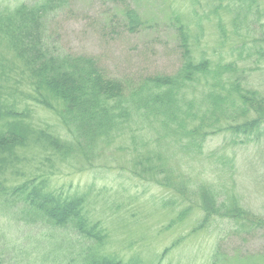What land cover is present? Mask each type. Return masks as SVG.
Instances as JSON below:
<instances>
[{
  "label": "trees",
  "instance_id": "1",
  "mask_svg": "<svg viewBox=\"0 0 264 264\" xmlns=\"http://www.w3.org/2000/svg\"><path fill=\"white\" fill-rule=\"evenodd\" d=\"M15 1L13 7L9 0L0 4V37L13 35L19 44L14 45L30 67L32 101L54 112L65 130L63 139L50 137L55 152L77 155L84 168L101 169L102 143L109 145L130 127L151 130L154 135L147 143L130 144L128 173L187 203L178 217L187 211L201 213L197 230L218 221L243 232L264 228V214L241 203L230 157L206 154L203 149L208 137L220 133L229 137V144L245 145L264 137V88L252 86L249 78V72L264 69V24L260 23L264 11L259 0H211L215 25L221 32L212 57L203 50L194 52L188 27L179 24L177 68L134 79L110 75L94 55L74 54L56 46L58 38L50 32L49 22L70 0ZM102 1L126 4V0ZM121 12L129 31L139 29L143 21L135 9L126 5ZM224 15L232 25L233 43L224 28ZM234 48L236 58L232 59ZM4 70L7 64L0 58L2 82L10 80ZM19 129L15 124L0 135V151L24 143L26 137ZM135 133H130V141L135 140ZM207 168L216 170L211 178L204 175ZM35 180L15 186L3 200V208H12L25 226L42 227L29 243L34 253L27 252L26 259L23 253L24 260L8 258L13 252L2 246L5 237L0 232V264H120L95 251L103 236L95 225H87L82 198L53 195L34 184ZM227 258L217 246L212 264H224ZM237 258L261 260L258 254H238Z\"/></svg>",
  "mask_w": 264,
  "mask_h": 264
},
{
  "label": "rangeland",
  "instance_id": "2",
  "mask_svg": "<svg viewBox=\"0 0 264 264\" xmlns=\"http://www.w3.org/2000/svg\"><path fill=\"white\" fill-rule=\"evenodd\" d=\"M5 2L0 0L3 6ZM259 3L264 11V0ZM9 4L13 7L16 1L9 0ZM126 5L135 9L143 21L135 32L129 31L125 24L121 7ZM211 7V0H126L123 5L102 0H70L53 15L49 29L58 38L56 46L60 49L94 55L110 75L134 79L171 73L177 68L179 24L188 27L194 52L203 50L212 57L221 32L215 25ZM224 17L226 34L233 43L232 25ZM260 19L264 24V12ZM14 44L18 43L13 35L0 37V58L6 61L4 71L10 78L0 81L3 85L0 135L16 124L26 137L22 145L0 151V185L4 190L0 193V232L5 237L1 239L2 246L13 252L8 258L17 256L24 260L23 253L28 258L27 252L35 250L29 243L42 231V227L25 226L22 220H17L12 208H3V200L15 186L35 178L34 184L43 191L59 194L61 198H82L87 225H95L103 236L95 251L120 264H212L217 246L228 256L229 261L224 264L264 263V228L243 232L231 223L218 221L197 230L201 213L187 211L178 217L187 203L176 200L172 192L159 185L128 173L130 144L147 143L153 131L130 127L127 134L113 137L110 146L102 143V157L98 159V164L104 167L101 169L84 168L77 155L55 152L50 137L63 139L65 130L54 112L32 101L27 77L31 75L30 67L22 50ZM235 50L232 59L236 58ZM249 78L252 86L264 88V69L249 72ZM12 111L15 114H6ZM134 132L138 134L130 141V133ZM203 149L206 154L219 152L230 157L234 163V188L241 203L264 214V137L245 145L229 144V137L220 133L208 137ZM205 170L207 178L216 171ZM238 254H258L261 260H240Z\"/></svg>",
  "mask_w": 264,
  "mask_h": 264
}]
</instances>
